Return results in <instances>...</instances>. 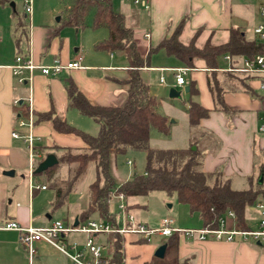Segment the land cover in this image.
I'll return each mask as SVG.
<instances>
[{"label":"crops","instance_id":"crops-1","mask_svg":"<svg viewBox=\"0 0 264 264\" xmlns=\"http://www.w3.org/2000/svg\"><path fill=\"white\" fill-rule=\"evenodd\" d=\"M76 1L33 0L30 20L26 19L24 7L19 11L18 2H23L22 0H12L10 4L0 5V224L14 221L22 226L48 227L55 221H63L67 226L79 227L90 221H103L98 214L91 215L88 221L83 220L84 213L88 211L91 204L90 187L98 179L96 165L91 163L87 168L88 171L95 166L96 178L88 187L86 208L79 207L76 199L73 201L75 204L68 207L64 217L59 218L56 212L66 205L67 200L70 199L69 194L81 193L78 190L87 171L71 184L72 166L59 163L51 169V172L42 173L47 176L45 181H40L39 176L35 174L34 184L40 188L31 194L28 145L23 138L13 137L15 130L21 136L28 134L27 128L18 126L20 118L27 119L28 103L23 102L19 107H15L14 102L28 98L30 89L28 86L19 85L9 68L15 63L19 54L31 52L35 63L39 65H51L56 60L66 64L75 61L79 56L83 57V69L66 70L55 77L44 76L39 71L35 73L32 94L35 116L54 111L60 120L93 136L94 130H88L79 124L82 122L81 117L86 116L69 108L66 81H72L94 106L121 107L128 100L129 86L126 81L130 78V64L126 53L97 49L99 44L109 38V30L105 26L94 28L95 8L89 11L80 28L66 25ZM12 3L15 7L11 6ZM112 3L115 11L124 16L126 25L133 30L137 50L144 59L148 57L152 48L172 37L182 23L184 27L180 41L185 45L190 44L194 39L199 48H203L206 44L220 46L230 40L234 29H239L250 41L257 40L264 43L254 33L257 25L264 24L262 15L264 0H150L148 9L143 5H135L133 0H112ZM92 12L94 16L88 19ZM22 18L23 23L26 24L27 36L18 42L21 29L17 28V23H19L18 19ZM252 23L254 28L250 31L249 27ZM197 32L200 34L196 38ZM226 56L219 59V68L216 70L208 68L201 59L194 60V67H192L194 69L188 73L185 83L189 87V95L192 86L196 90L190 95L188 110L192 104H196L209 110V114L195 125L190 123L188 114L187 134L184 137L188 148L195 145L203 154L204 172L212 174L221 171L225 178L231 180L235 190L243 191L257 182H264V135L259 133V127L264 119V92L260 90V81L263 77L222 70L233 65L242 67L247 59L234 57V61L230 63L225 59ZM150 66L141 69L140 73L156 99H158L156 94L151 90L154 85L153 73H158L160 84L166 86L168 73H172L175 79L176 69L188 67L165 50H160L151 56ZM214 71L218 77L213 82L221 87L224 104L228 110L226 112L216 107L215 97L209 85V79ZM229 74H234V77ZM161 79H164V82ZM174 123L176 121L171 124ZM98 126L100 133V125ZM34 135L37 138V157L35 158L37 165L51 154L59 159L63 149L74 152L88 149L81 136L58 132L51 121L37 123ZM24 162L29 169L28 198L27 200L26 197L20 198L22 203L17 202L14 205L9 200L10 189L4 180L15 178L18 168ZM129 165L132 163L129 162ZM70 184L71 189L63 203L57 206V187ZM42 186H46L47 189H41ZM12 190L14 192V189ZM12 197L18 199L16 194ZM114 198L111 197L110 204ZM126 199L128 200L127 197ZM133 207L136 206L130 204L127 206L129 214L131 210L134 212ZM190 213L192 216L197 215L199 219L194 223L179 221L178 224L176 220L174 227L182 230L205 228L200 215L191 211ZM132 216L138 223L146 224L151 228L160 227L164 220L151 225L149 222H143L138 216ZM246 218L249 230L260 229L261 214L256 208H251ZM70 219L73 221L69 222ZM121 220L122 222L118 224L115 217L117 226L124 224V219ZM227 226L228 229H233L234 221L229 219ZM88 237V234L84 233H70L66 235V240L83 247ZM103 237L104 242L100 240ZM118 237L123 238L125 260L129 247L149 243L137 235H96L95 240L104 246L103 254L108 261L115 257V241ZM198 237L196 234L188 237L183 233L166 237L168 242L153 248L157 252L161 246L167 245L164 258L156 257L155 252V258L160 261L150 258L144 264L183 262L187 264H264V244L254 243L250 239L244 241L240 236L236 237L235 242L215 239L201 241ZM47 245L50 244L44 241L36 244L33 264H72L66 255L63 258L56 253L52 254ZM0 264H29L27 253L19 244L18 232L0 230Z\"/></svg>","mask_w":264,"mask_h":264},{"label":"trees","instance_id":"trees-1","mask_svg":"<svg viewBox=\"0 0 264 264\" xmlns=\"http://www.w3.org/2000/svg\"><path fill=\"white\" fill-rule=\"evenodd\" d=\"M11 2L12 0H0V5ZM92 8L96 9L94 28L105 26L109 30V38L99 44L97 49L123 51L129 59L130 78L126 81L129 86V97L126 104L121 107L94 106L72 81H66L69 108L95 120L100 125V133L97 136L83 133L66 121L60 120L54 111L36 116V124L51 121L58 132L77 134L88 146L86 151L79 152L63 149L58 159L62 164L78 165L71 184L86 173L91 163H95L97 167L98 179L90 187L91 204L84 213L83 220L88 221L91 215L98 214L103 221L115 226L117 225L115 216L110 210V199L113 195L121 193L129 198L162 191L170 196L176 194L181 204L187 205L192 213L200 215L206 228H219L220 218L228 211H233L236 214L237 228L248 231L246 214L251 208H256L258 204L264 202V182H257L247 190L238 191L221 171L212 174L203 171V154L195 145L187 149L151 148V129L156 128L161 134L169 135L170 126L168 118L158 112L157 99L143 81L140 70L151 67V56L160 50H165L190 68L194 67L195 59H201L208 68L216 69L219 68V59L225 55L249 60L264 55V43L250 41L239 29H234L230 40L220 46L206 44L199 48L194 39L185 45L180 41L184 27L182 23L172 37L152 48L148 57L144 59L137 50L133 30L126 25L124 16L115 11L112 0H77L66 25L80 28ZM17 14L16 12L18 17ZM18 20L17 28L21 29L18 42H21L27 36V29L23 23L24 19ZM199 34L200 32L196 33V38ZM229 75L234 77V74ZM217 77L218 74L214 71L209 79V85L215 97L216 107L226 112L228 110L224 104L221 87L213 82ZM195 91L192 86L190 95ZM188 114L190 123L195 125L208 116L209 110L192 104ZM129 150L147 153L146 170L143 175H135L118 186L110 172V158L115 154H126ZM51 169L48 172H51ZM71 184L57 187V206L63 203ZM122 242L123 238L116 239L115 257L106 264L124 263Z\"/></svg>","mask_w":264,"mask_h":264},{"label":"built area","instance_id":"built-area-1","mask_svg":"<svg viewBox=\"0 0 264 264\" xmlns=\"http://www.w3.org/2000/svg\"><path fill=\"white\" fill-rule=\"evenodd\" d=\"M135 5H143L148 9L150 0H133ZM24 13L26 19L30 20L33 12V0H23ZM262 15L264 16V8H262ZM254 33L260 40L264 41V24L259 25ZM234 57L227 55L225 59L230 63L234 61ZM15 76L17 83L22 86H28L30 89V96L26 99H19L14 102L15 107H19L23 102L28 103V116L27 119H19L18 126L20 128H27L28 134L21 136L20 133L15 130L13 132L14 138H23L28 145L30 152V177L31 194L39 186L34 184L35 171L38 167L35 162L37 157L36 141L37 138L34 135L36 127V116L33 107V85L35 79V73L39 71L42 75L47 77H55L63 73L64 71L83 69V57L79 56L75 61L69 63H62L59 60L54 61L51 65H39L35 63L31 52L26 54H19L16 57L15 63L9 67ZM194 68L183 67L175 70L176 83L179 86H184L186 83V77L189 72ZM216 70V69H215ZM221 70V69H219ZM233 73H243L248 75L263 77L260 81V90L264 92V55H258L254 60L246 59L242 67L233 65L228 69H222ZM164 82V79H161ZM259 133L264 135V119L259 127ZM41 189H47L46 186H42ZM118 198L122 204L120 208L122 210V218L124 224L122 226H113L110 223L101 221H90L84 226L70 227L63 221H55L48 227H35L22 226L17 222L8 221L0 224V230L4 231H16L19 233V244L26 251L29 264H33L34 257L36 255V244L39 242H47L54 246L68 258H70L72 264H106L107 259L103 254L104 246L100 245L96 240V235L99 234H113V235H137L145 241L150 242L155 236L173 237L176 234L183 233L188 237H192L195 234L198 235V239L206 241L208 239H215L217 241L235 242L236 237L240 236L244 241L252 240L254 243L264 244V202L257 205L256 209L260 212V229L257 231H244L239 230L236 225V214L233 211H228L226 215L220 218L219 228H203L201 230H182L174 227L175 220L164 219L158 228H151L146 224H141L135 221V218L128 213L127 206L123 204L125 201L124 194L113 195L112 198ZM234 221L233 229H228V220ZM70 233H84L88 234V239L83 247L78 243H69L66 240V235Z\"/></svg>","mask_w":264,"mask_h":264},{"label":"rangeland","instance_id":"rangeland-1","mask_svg":"<svg viewBox=\"0 0 264 264\" xmlns=\"http://www.w3.org/2000/svg\"><path fill=\"white\" fill-rule=\"evenodd\" d=\"M23 1V0H22ZM19 11L24 7L23 2H18ZM12 9V8H10ZM14 11V9H13ZM94 11V10H93ZM92 14L89 15L88 19H91ZM94 16V15H93ZM89 21V20H88ZM249 27L250 31L253 30V23ZM257 25L255 29L258 27ZM249 31V32H250ZM91 33V32H88ZM251 34V32L249 33ZM93 53V52H92ZM153 87L151 88L152 92L157 96V110L164 117L168 118L169 126H170V134L164 135L161 134L156 128L151 129L150 135V146L153 149H183L188 148L185 135L187 134L188 127V105L190 102V95L186 93L185 89L188 85L178 86L176 85L175 79L173 78L172 73H168L166 76L167 85L164 86L160 84V76L158 73H153ZM187 81L188 78H187ZM172 89L181 93L180 98H172L170 92ZM182 112V113H181ZM82 122L79 123L81 126L88 128V130H94L95 136L99 134V126L94 122L91 118L81 117ZM176 121V123L171 124ZM87 132V131H86ZM89 132V131H88ZM93 135V136H94ZM184 137V138H183ZM37 145V144H36ZM129 162L132 165H129ZM23 165L18 168L16 177L13 179L6 178L4 181L8 183L10 189V199L15 205L17 202H21L20 198L26 197L28 198V174L29 169L27 164L24 162ZM93 165H95L93 163ZM147 165V153L144 151H135L129 150L126 154L122 155H112L110 158V172L116 184L121 186L123 182L133 178L135 175L144 174ZM60 167V165L58 166ZM78 165H73L71 167V178L75 177V170ZM5 172V171H4ZM40 181L47 180L46 174H37ZM96 178V168L95 166L89 168L86 175L81 182L79 187L81 193L69 194L70 199L67 200L66 205L56 212L59 218H63L64 213L68 210L71 204H75L73 201L77 199V205L82 208H86L87 204V192L89 185ZM72 181V180H71ZM70 182V181H69ZM37 183V181H36ZM37 186V184H35ZM14 189V192L13 190ZM54 192V191H53ZM52 193V192H50ZM16 194L18 199L15 197L13 199L12 195ZM80 200V201H79ZM122 204L121 200L118 198H114L111 202V212L117 219V223L122 222V210L120 205ZM124 205L128 206H136L134 208V212L129 211L130 214L134 216H138L143 222H149L151 225L158 224L163 219H174L177 220V224L179 221H188L194 223L199 219L197 215L192 216L187 205L181 204L178 200V196L176 194L170 196L166 192L162 191H154L146 196H136L130 197L128 200L126 199L123 202ZM75 205V206H77ZM77 206V207H78ZM138 206V207H137ZM78 207V209H79ZM70 209V208H69ZM129 210V209H128ZM72 213V212H71ZM71 217V215H70ZM73 220L70 219L69 222ZM136 221V219H135ZM137 222V221H136ZM187 223V222H186ZM102 242H104L101 238ZM168 242V238L166 237H158L155 236L152 240L144 245H139L135 247H129L127 250V258L123 264H144L145 261L155 258V252L153 250L154 247L160 246V244ZM48 244V243H47ZM49 251L52 254H58L61 257H65L60 251H58L53 246L47 245ZM109 253V251H106ZM156 261H160V259H156Z\"/></svg>","mask_w":264,"mask_h":264},{"label":"water","instance_id":"water-1","mask_svg":"<svg viewBox=\"0 0 264 264\" xmlns=\"http://www.w3.org/2000/svg\"><path fill=\"white\" fill-rule=\"evenodd\" d=\"M12 7H15V4L12 3L11 4ZM186 93H189V87H186L185 89ZM170 95L172 98H180L181 97V93L176 91L175 89H172L170 92ZM195 149V148H194ZM59 163L57 157L53 154L48 155L46 157V159H44L37 167L35 174H42L47 172L49 169L55 167L57 164ZM77 225V223H76ZM167 249V245H163L161 246L157 252H156V257L158 258H164L165 256V252Z\"/></svg>","mask_w":264,"mask_h":264}]
</instances>
